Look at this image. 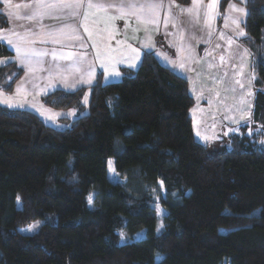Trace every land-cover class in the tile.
Wrapping results in <instances>:
<instances>
[{
  "label": "trees",
  "instance_id": "trees-1",
  "mask_svg": "<svg viewBox=\"0 0 264 264\" xmlns=\"http://www.w3.org/2000/svg\"><path fill=\"white\" fill-rule=\"evenodd\" d=\"M244 6L253 99L223 148L195 138L187 80L150 51L116 81L99 73L87 104L84 87L43 95L75 110L66 127L0 105V264H264V0ZM21 74L1 66L0 90Z\"/></svg>",
  "mask_w": 264,
  "mask_h": 264
},
{
  "label": "crops",
  "instance_id": "crops-1",
  "mask_svg": "<svg viewBox=\"0 0 264 264\" xmlns=\"http://www.w3.org/2000/svg\"><path fill=\"white\" fill-rule=\"evenodd\" d=\"M220 1L190 0L188 5H180L174 0H156L163 8L145 10L139 17L121 18L116 7L89 9L87 4H144L149 0H81L84 6L74 9L60 6L74 0H0V12L8 23L0 30V43L12 53L0 58V67L14 62L22 70L10 93L0 90V101L7 97L12 103L11 98L17 93L25 100H32L34 95L41 100L56 89L73 91L88 87L99 73L107 78L105 82L116 81L122 77V69L138 67L144 51L152 52L163 66L186 79L190 94L212 95L205 103L216 102L219 94L236 97L245 89L237 81L245 85L249 79L248 83H252L251 55L238 40L247 16L246 0H229L219 23ZM212 3L215 7L209 8ZM26 4L40 5L41 14L29 19L36 9L23 7ZM230 6L243 8L246 14ZM17 47L21 49L19 54ZM25 52L30 54L27 59L23 57ZM230 101L235 105L234 99ZM40 103L36 108L30 107L33 110L27 105L20 109L35 113L44 123L56 128L66 127L62 120L76 116L73 109L52 110ZM0 105L19 109L14 104L9 107L0 102ZM53 114L58 116L57 125L50 121Z\"/></svg>",
  "mask_w": 264,
  "mask_h": 264
},
{
  "label": "rangeland",
  "instance_id": "rangeland-1",
  "mask_svg": "<svg viewBox=\"0 0 264 264\" xmlns=\"http://www.w3.org/2000/svg\"><path fill=\"white\" fill-rule=\"evenodd\" d=\"M103 21H106V19H103ZM107 23L108 21L106 22V24ZM101 78L102 81L107 80L105 76L104 78L102 77V74ZM248 80L249 79L245 80L246 83L244 85V91L242 90L241 92H238L237 95H234L236 97H226L222 94H219L216 96V102L214 100L213 103H205V99H207V97H212V95L210 94L191 93L194 99V105L190 110V116L193 122L194 135L197 140L208 145L212 144L215 149H219L221 147L223 148L227 144V139L230 133L240 132L237 126L240 124L245 125L244 123L248 120L253 99L254 89L252 83H248ZM90 86H81L86 89L83 96L84 98H82L83 104H87L86 102L88 100L87 96L90 92ZM241 97L243 98V103H241ZM32 98V100H25L22 96H20L19 93H17L15 96H12L11 100L12 103L19 109L20 107H24L27 105L28 109L33 110L30 107L36 108V105L39 104L41 100L36 95L32 96ZM229 98L235 100V105L232 101H230ZM238 104L240 105V107H238ZM40 105L43 106L44 104L40 103ZM54 115L55 114L50 116V121L54 123V125H57L60 122L59 119H57L58 116ZM67 115L71 116V113H68ZM250 132L251 130L249 131V133ZM107 177L110 180L118 179L116 173L113 170L112 158L107 159ZM40 222V220L33 221L27 227L21 228L19 230L20 232L25 234L30 233L39 226Z\"/></svg>",
  "mask_w": 264,
  "mask_h": 264
},
{
  "label": "snow or ice",
  "instance_id": "snow-or-ice-1",
  "mask_svg": "<svg viewBox=\"0 0 264 264\" xmlns=\"http://www.w3.org/2000/svg\"><path fill=\"white\" fill-rule=\"evenodd\" d=\"M44 7H57V5H43ZM61 7L63 8H68V9H74L76 7H83L84 5L82 4L81 0H74L73 3H67V4H61L60 5ZM17 7H21V6H17ZM23 7L25 8H35L36 10L33 12L32 16L28 17L29 19H32V18H35V16L37 15H40L41 13L39 12V7L40 5H23ZM104 8V7H116L118 9V11L120 12L121 14V18H123V16L125 15H131V16H136V17H139L140 15H142L145 10H154L156 8H163V4L162 3H157L156 0H149V2H146L144 4H139V3H135V2H122L120 4H117V5H103V4H93L91 2H89L87 4V8L91 9V8ZM172 5L169 6V8H171ZM178 7V6H177ZM209 8H214L215 7V4L212 3V4H209L208 6ZM232 7L235 11H238L242 14H246L245 13V10L243 8H235V6H230ZM182 12H188V13H191L192 9H181ZM72 15L75 16L76 15V12L73 11L72 12ZM84 18L87 19V13L84 14ZM165 23H167V21H165ZM233 23H236L235 20H233ZM87 30V29H86ZM240 35H244V33L241 31L239 33ZM9 43H11V41H9ZM229 43H231V41H229ZM16 51L17 53H21V49L19 47L16 48ZM135 51V50H133ZM36 53H31V55H35ZM30 54L29 53H23V57L25 59L28 58ZM71 55V54H69ZM223 59V58H221ZM0 63H2V61H0ZM118 75V73H117ZM236 83L240 84V87L243 88L244 85L237 81ZM0 102H3L5 104H7L9 107H13L14 105L10 102V98H7L5 97L3 99V101H0ZM241 103H243V98L241 97ZM22 106V105H21Z\"/></svg>",
  "mask_w": 264,
  "mask_h": 264
}]
</instances>
